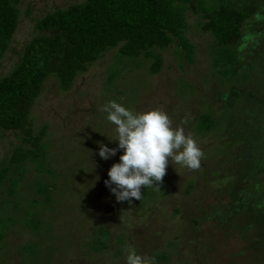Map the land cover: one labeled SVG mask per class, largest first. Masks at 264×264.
Masks as SVG:
<instances>
[{"label":"rangeland","instance_id":"1","mask_svg":"<svg viewBox=\"0 0 264 264\" xmlns=\"http://www.w3.org/2000/svg\"><path fill=\"white\" fill-rule=\"evenodd\" d=\"M82 1L20 0V23L0 76L34 35L37 18ZM200 1L209 7V0ZM222 1L230 2L212 3ZM252 19L233 65L215 52L214 33L201 28L204 18L188 9L190 56L177 53L174 41L159 51L162 65L153 72L149 58L122 57L115 46L67 90L48 78L32 113L35 131L47 124L48 152L20 167L11 200L0 206V264H125L129 248L166 264H264V170L258 171L264 168V0H257ZM109 100L137 112L162 108L173 127L197 142L200 167L169 163L159 187L141 186V199L131 204L117 201L104 180L122 150L101 159L96 143L116 145L107 138L114 125L100 110ZM203 115L213 122L206 130ZM21 134L0 127V166L24 144ZM1 192L8 194V185ZM220 210L227 211L223 222Z\"/></svg>","mask_w":264,"mask_h":264},{"label":"trees","instance_id":"2","mask_svg":"<svg viewBox=\"0 0 264 264\" xmlns=\"http://www.w3.org/2000/svg\"><path fill=\"white\" fill-rule=\"evenodd\" d=\"M214 1L209 0L210 5L206 7L200 0H84L53 8L37 18L34 35L17 52L11 70L0 76V127L22 132L20 136L24 141V144L15 145L7 155V163L0 166V206L4 205L5 199L11 200L15 183L23 174L20 167H28L30 162L34 163L48 152V146L44 145L47 124L35 131L32 114L33 105L48 78H56L59 87L67 90L80 72L115 46L122 57L131 59L143 55L149 58L153 72L162 65L159 51L174 41L181 48L177 53L190 56L194 45L186 34L188 9L204 18L201 28L214 33L215 52L222 57L225 55L224 62L228 66L233 65L235 59L232 57H241L238 47L243 43L246 22L257 14V0L245 5L237 0L212 3ZM19 2L0 0V61L12 47L20 23ZM29 11L27 8L26 13ZM258 16L254 27L260 31ZM201 117V126L205 130L212 127L210 116ZM263 170L259 167L258 171ZM5 185H8V194L2 195L1 188ZM241 193L246 199L251 197L245 188ZM240 209L244 213L247 211L244 206ZM218 214L221 222L226 220V210H220ZM154 264L166 263L157 259Z\"/></svg>","mask_w":264,"mask_h":264},{"label":"clouds","instance_id":"3","mask_svg":"<svg viewBox=\"0 0 264 264\" xmlns=\"http://www.w3.org/2000/svg\"><path fill=\"white\" fill-rule=\"evenodd\" d=\"M100 110L105 119L114 125L115 147L97 141L98 155L108 159L120 152L118 161L107 169L105 186L117 201L132 203L140 200L141 186H158L165 174L166 165L179 164L187 169H198L203 153L191 134L183 127H173L167 113L162 108L133 111L115 100L103 104ZM125 264H154L142 257L135 249H126Z\"/></svg>","mask_w":264,"mask_h":264}]
</instances>
